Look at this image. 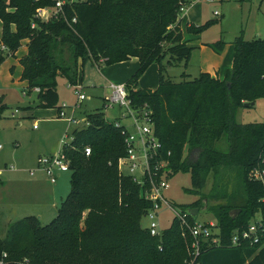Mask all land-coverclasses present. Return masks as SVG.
<instances>
[{"label":"trees","instance_id":"1","mask_svg":"<svg viewBox=\"0 0 264 264\" xmlns=\"http://www.w3.org/2000/svg\"><path fill=\"white\" fill-rule=\"evenodd\" d=\"M187 3L81 0L65 6L66 20L44 21L37 12L53 8L54 0H0V66L26 42L27 54L20 60L26 93L39 88V106L59 114L58 78L77 86L79 62L113 65L138 59L139 72L126 83L129 99L134 108L147 105L152 111L162 153L170 161L169 179L190 174L191 188L186 191L198 195L210 176L217 182L218 192L210 200L217 202L214 218L223 246L203 250L197 264H264V247L230 246L236 230L246 229L259 213L264 217V187L250 179L253 170H264V122L240 124L236 119L246 103L264 98V40L238 36L234 64L224 79L209 73L194 79L183 74L181 82H174L165 76L163 62L188 65L194 50L180 27V10ZM74 17L78 23L71 27ZM213 24L190 26L188 31L197 36ZM152 63L160 64L159 86L142 89L138 78ZM7 108L0 105V119ZM86 120L89 126L73 130L74 139L65 151L71 162V191L56 218L46 226L34 216L16 222L10 239L0 240V261L189 264L191 241L176 218L159 236L142 225L153 204L119 171V160L127 155L122 128L108 121L102 110L87 114ZM205 197L180 208L201 209ZM236 209L242 212L232 219Z\"/></svg>","mask_w":264,"mask_h":264},{"label":"rangeland","instance_id":"2","mask_svg":"<svg viewBox=\"0 0 264 264\" xmlns=\"http://www.w3.org/2000/svg\"><path fill=\"white\" fill-rule=\"evenodd\" d=\"M209 21L214 24L201 34L195 36L189 33L188 24L200 27ZM181 26L185 41L194 47L191 60L186 65L183 62L169 64V59H166L163 62L165 76L174 82H181L183 74L191 75L194 79L200 76L201 71H210L224 79L234 64L233 42L238 36L242 35L248 41L259 38L264 40V0H201L191 6L187 13H182ZM257 33L261 36L257 37ZM15 62L12 67V62L6 57L0 66V105L8 106L0 119V144L3 146L0 160L3 166L6 162L9 167L15 168L13 171H5L3 183H0V240L3 242L10 239L13 225L20 220L34 216L40 218L41 224L46 226L56 218L71 191L70 173H62L54 184L39 168L38 157L56 155L62 149L66 137H71L76 127L81 129L85 125L87 114L102 110L108 120L117 119L122 124H128L118 119V110H105L102 99L111 95V90L107 88L109 84L126 83L140 69V61L136 58L113 65L79 62L77 86L90 99L76 109L78 125L75 126L59 119L56 109L39 106L34 89L26 93L28 83L22 79V63ZM159 69V63L150 64L138 78L139 87L156 89L160 80ZM119 77L126 79L119 81ZM75 87L67 79L58 78L59 105H66L69 115L77 105ZM236 119L240 124L264 122V98L256 101L251 108L240 109ZM31 171H35L33 176ZM168 183L164 198L178 208L193 204L200 197L209 196L205 197L208 200L207 210L200 209L193 219L199 224L216 222L214 207L217 202L210 200L211 195L218 192L215 190L217 182L214 177L208 178L200 195L186 191L191 188V176L188 173H179L170 178ZM234 185L238 187L236 181ZM174 216L169 208L163 206L160 209L157 219L160 232L171 226ZM142 225L148 227L149 220L146 217Z\"/></svg>","mask_w":264,"mask_h":264},{"label":"built area","instance_id":"3","mask_svg":"<svg viewBox=\"0 0 264 264\" xmlns=\"http://www.w3.org/2000/svg\"><path fill=\"white\" fill-rule=\"evenodd\" d=\"M55 6L51 9H41L37 12V18L44 21L48 20H66L65 6L69 3L79 2L81 0H54ZM201 0H188V3L181 8V13L186 12L188 8ZM78 23L77 17H74L69 23L73 27ZM35 28V24L32 25ZM2 49H5L4 47ZM75 87L77 105L72 109L71 114H67L66 105L62 106L59 112V119L68 121L77 126L78 120L75 118L76 109L81 104L90 99L82 92V89ZM111 95L104 99L103 107L105 110H118L119 118L125 120L128 124H122L119 120H108L113 122L116 127L122 128L125 137V146L127 155L119 160V171L122 175L131 178L141 188V196L153 204V207L147 212L145 217L149 220L148 230L152 236H159V225L157 224L158 212L165 206L173 211L174 218L180 225L183 235L191 241L189 247L190 261L189 264H197L203 250L212 248H221L223 246L220 237L217 222L205 224L197 223L191 214L190 209L184 210L171 204L164 198V191L169 188V175L171 173L170 161L165 159L162 150V144L155 133V125L152 120V111L146 105L142 108H134L132 101L129 99V90L126 83H111L109 86ZM38 94L39 88L34 89ZM122 112V114H120ZM85 125L89 122L85 119ZM36 128V127H35ZM79 127H76V129ZM70 139V140H69ZM73 136L66 137L62 149L56 155L42 156L38 159V166L41 168L52 183H57V179L62 173L69 172L70 160L65 151L70 147ZM3 146L0 144V152ZM86 156H90L91 148H85ZM168 153V157L170 156ZM14 167L2 166L0 163V183L2 182L3 173L7 170H14ZM31 175L35 171L30 172ZM250 179L259 182L264 187V170L255 169L250 174ZM264 204V195L261 199ZM249 244L250 246L264 247V217L261 213L257 214L252 223L244 230H236L230 240V246L233 248ZM4 257H7L4 254ZM0 264H3L0 261Z\"/></svg>","mask_w":264,"mask_h":264},{"label":"crops","instance_id":"4","mask_svg":"<svg viewBox=\"0 0 264 264\" xmlns=\"http://www.w3.org/2000/svg\"><path fill=\"white\" fill-rule=\"evenodd\" d=\"M199 3V2H198ZM198 3H195V4H198ZM194 4V5H195ZM193 6V5H192ZM191 8V6L188 8V10ZM188 10L185 12V13H187L188 12ZM190 26H192V25H190V24H188V27H190ZM180 27H181V30H182V32H183V29H182V26H181V16H180ZM261 35H259V33H257V37H260ZM184 40H185V38H184ZM27 54V44H26V42L23 44V46H22V48L18 51V53L15 55V57H8L9 58V60L12 62L11 63V66L12 67H14L15 66V61H18V62H20V60L25 56ZM21 63V62H20ZM22 72H23V67H22ZM201 73H209V74H211L213 77H216V75L215 74H213L212 72H210V71H201ZM190 77H191V75H189ZM126 79V77H119V81H124ZM191 79H192V77H191ZM128 82V81H127ZM126 82V83H127ZM119 84H122V83H119ZM109 86H110V84L107 86V88H108V90H110L109 89ZM27 90V89H26ZM103 100V99H102ZM3 105V104H2ZM6 105V104H5ZM18 126H21V124H19ZM36 129V128H35ZM43 155H40L39 157H38V159L40 158V157H42ZM47 156H50V155H47ZM38 161V160H37ZM0 163H1V160H0ZM1 165L3 166V163H1ZM4 165L5 166H8L7 165V163L5 162L4 163ZM31 174V173H30ZM33 176V175H32ZM17 177V176H16ZM61 176H59V178H60ZM58 181V180H57ZM1 183H3V182H1Z\"/></svg>","mask_w":264,"mask_h":264},{"label":"water","instance_id":"5","mask_svg":"<svg viewBox=\"0 0 264 264\" xmlns=\"http://www.w3.org/2000/svg\"><path fill=\"white\" fill-rule=\"evenodd\" d=\"M228 88H229V90L231 89V84H228ZM250 106H255V102H253V103H246L245 104V107H250ZM194 155V154H193ZM207 203H208V200L207 199H205L203 202H202V208L201 209H203V210H207ZM190 211H191V214H192V216H196L198 213H199V211H200V209L199 208H192V209H190ZM241 212H242V210L241 209H236V210H233L231 213H230V216H231V218L232 219H236L240 214H241Z\"/></svg>","mask_w":264,"mask_h":264}]
</instances>
